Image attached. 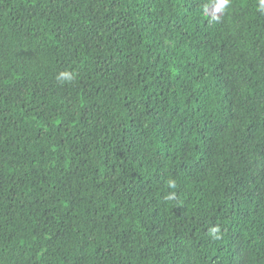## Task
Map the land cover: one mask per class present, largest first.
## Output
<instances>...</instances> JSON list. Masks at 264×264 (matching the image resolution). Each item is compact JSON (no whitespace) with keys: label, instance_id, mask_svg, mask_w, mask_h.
<instances>
[{"label":"trees","instance_id":"obj_1","mask_svg":"<svg viewBox=\"0 0 264 264\" xmlns=\"http://www.w3.org/2000/svg\"><path fill=\"white\" fill-rule=\"evenodd\" d=\"M219 4L0 0V264H264V6Z\"/></svg>","mask_w":264,"mask_h":264},{"label":"clouds","instance_id":"obj_2","mask_svg":"<svg viewBox=\"0 0 264 264\" xmlns=\"http://www.w3.org/2000/svg\"><path fill=\"white\" fill-rule=\"evenodd\" d=\"M227 3H228V0H223V3H221V0H220L219 7L222 8V7L226 6ZM260 3H261L262 6H264V0H260ZM61 75H62V77H65V78L71 79V77L68 76L67 73H63V74H61ZM214 231H215V229H214Z\"/></svg>","mask_w":264,"mask_h":264},{"label":"rangeland","instance_id":"obj_3","mask_svg":"<svg viewBox=\"0 0 264 264\" xmlns=\"http://www.w3.org/2000/svg\"><path fill=\"white\" fill-rule=\"evenodd\" d=\"M207 13L209 16H216L220 13V11L217 7L211 6L207 9Z\"/></svg>","mask_w":264,"mask_h":264}]
</instances>
